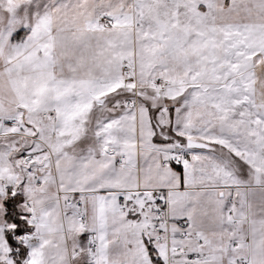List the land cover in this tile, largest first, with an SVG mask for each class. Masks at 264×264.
Returning <instances> with one entry per match:
<instances>
[{"label":"snow or ice","instance_id":"snow-or-ice-1","mask_svg":"<svg viewBox=\"0 0 264 264\" xmlns=\"http://www.w3.org/2000/svg\"><path fill=\"white\" fill-rule=\"evenodd\" d=\"M0 264H264V0H0Z\"/></svg>","mask_w":264,"mask_h":264}]
</instances>
